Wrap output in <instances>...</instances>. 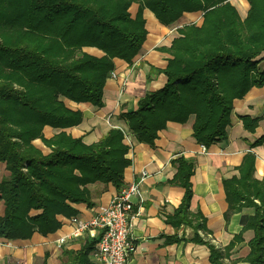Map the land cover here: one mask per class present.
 Returning <instances> with one entry per match:
<instances>
[{
  "label": "trees",
  "instance_id": "1",
  "mask_svg": "<svg viewBox=\"0 0 264 264\" xmlns=\"http://www.w3.org/2000/svg\"><path fill=\"white\" fill-rule=\"evenodd\" d=\"M247 1L249 9L242 17L231 0H0V161L10 171L0 182L5 204L0 236L27 239L36 231L55 232L62 224L59 215L78 213L74 203L91 204L89 183L123 185L131 164L123 130L113 128L91 144L73 137L65 128L80 123L83 113L68 107L65 99L102 105L115 58L132 62L146 40L145 8L163 24L185 12L200 11L203 20L184 25L169 47H161L171 56L165 68L152 70L164 73L167 81L122 117L138 140L148 144L169 121L184 123L192 114L198 143L209 146L226 138L234 100L254 86H264V66L259 65L264 56L257 58L264 52V0ZM134 2L139 8L133 16ZM84 47H97L104 54H91ZM243 120L249 129L259 122L249 116ZM46 125L61 130L46 138ZM36 138L49 153L34 145ZM263 140L264 133L258 142ZM173 163L177 172L171 182L185 187L173 219L191 222L195 163L185 156ZM254 169L255 155L248 152L240 175L224 180L226 217L246 205L255 207L244 226L255 232L245 259L264 264V177L256 179ZM96 242L67 251L69 264H90L88 255ZM204 243L210 264H237L224 260L232 245L222 250Z\"/></svg>",
  "mask_w": 264,
  "mask_h": 264
},
{
  "label": "crops",
  "instance_id": "2",
  "mask_svg": "<svg viewBox=\"0 0 264 264\" xmlns=\"http://www.w3.org/2000/svg\"><path fill=\"white\" fill-rule=\"evenodd\" d=\"M138 8L139 3L134 2L130 8L133 16ZM143 14L148 34L138 54L132 62L115 58L113 70L118 76L113 78L109 74L107 77L102 105L65 99L68 107L83 113L80 123L65 130L87 144L99 141L113 128L130 132L133 146L127 156L131 164L125 169L123 185L139 181L144 173L146 175L139 195L134 198L137 215L130 234L134 250L130 253L128 264H210V249L204 242L222 250L232 245L225 262L235 260L237 264H249L245 258L255 232L251 228L244 229V226L254 215L255 207L246 205L226 217L229 203L224 180L240 175L239 167L248 152L255 155L254 177L259 180L264 177V140L258 142L264 133V86H254L244 97L234 100L226 138L210 144L207 152L201 151L200 143L193 136L194 114L184 123L169 121L158 132L153 144L139 141L122 114L135 110L141 97L161 88L167 81L164 73L152 70L165 68L171 56L161 47H169L184 25L201 24L203 20L200 11L185 12L170 24L161 23L148 8ZM84 50L97 56L104 54L97 47H84ZM245 116L259 119L255 129L244 125ZM60 130L46 125L44 137L51 138ZM124 142L128 143L125 138ZM33 143L44 154L51 150L41 138L34 139ZM180 156L191 158L195 166L189 204L192 221L177 223L173 215L182 202L185 187L171 181L177 172L173 160ZM9 175L6 162L0 161V182ZM87 187L91 204L74 203L79 220L90 219L107 208L118 190L112 183L102 181L91 182ZM4 209L0 193V214L4 213ZM59 218L62 222L60 228L46 235L36 231L27 239L0 236V264H69L67 251H77L89 240L98 238L97 228H89L82 235L70 237L60 245L58 238L70 234L75 224L71 217L59 215ZM198 223L201 226L197 227ZM199 238L202 241L197 240ZM93 250L88 255L90 264H100Z\"/></svg>",
  "mask_w": 264,
  "mask_h": 264
},
{
  "label": "built area",
  "instance_id": "3",
  "mask_svg": "<svg viewBox=\"0 0 264 264\" xmlns=\"http://www.w3.org/2000/svg\"><path fill=\"white\" fill-rule=\"evenodd\" d=\"M111 77L116 78L118 74L112 70ZM124 138L132 149L130 132L122 129ZM201 151L207 152L208 146L200 144ZM144 176L139 181H134L118 188L112 197L107 208L99 211L87 220H79L74 215L71 221L75 224L70 234L58 238L61 245L70 237L82 235L89 228H97L99 234L95 244L93 254L100 264H128L131 251L134 250L130 243V234L134 226L137 213L134 211V198L140 193L141 183Z\"/></svg>",
  "mask_w": 264,
  "mask_h": 264
},
{
  "label": "rangeland",
  "instance_id": "4",
  "mask_svg": "<svg viewBox=\"0 0 264 264\" xmlns=\"http://www.w3.org/2000/svg\"><path fill=\"white\" fill-rule=\"evenodd\" d=\"M243 1H245V0H231V2L238 8L241 16L245 17L246 13H247V11L249 9V3L246 0L247 3H248V5L246 6ZM200 17H201V15H199L198 18H200ZM263 56H264V52H262V54H260L257 58H262ZM259 65L260 66H264V60Z\"/></svg>",
  "mask_w": 264,
  "mask_h": 264
},
{
  "label": "bare ground",
  "instance_id": "5",
  "mask_svg": "<svg viewBox=\"0 0 264 264\" xmlns=\"http://www.w3.org/2000/svg\"><path fill=\"white\" fill-rule=\"evenodd\" d=\"M244 2V4L247 6L248 5V3H247V1L245 0V1H243Z\"/></svg>",
  "mask_w": 264,
  "mask_h": 264
}]
</instances>
